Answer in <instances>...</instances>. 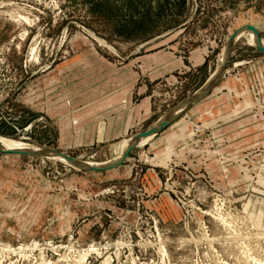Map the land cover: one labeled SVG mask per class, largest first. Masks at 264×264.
Returning a JSON list of instances; mask_svg holds the SVG:
<instances>
[{"label":"rangeland","instance_id":"1","mask_svg":"<svg viewBox=\"0 0 264 264\" xmlns=\"http://www.w3.org/2000/svg\"><path fill=\"white\" fill-rule=\"evenodd\" d=\"M243 26L264 40V0H0V137L104 163L192 97ZM139 53L173 70L150 83L154 116L63 149L75 137L54 111ZM160 133L105 172L0 154V264H264V55L240 36L215 86Z\"/></svg>","mask_w":264,"mask_h":264},{"label":"crops","instance_id":"2","mask_svg":"<svg viewBox=\"0 0 264 264\" xmlns=\"http://www.w3.org/2000/svg\"><path fill=\"white\" fill-rule=\"evenodd\" d=\"M158 56V53L133 54L128 58L129 64L122 68L102 65L99 70L91 71L92 77L100 79L99 87L95 85L98 95L86 98L83 105H70L67 109L54 111L52 115L65 137H75L63 144L62 148H90L115 143L134 133L153 117L148 96L150 83L173 72L172 69L159 71L154 67L152 61ZM163 56L172 58L170 54ZM198 56L195 62L199 67L205 63V59ZM174 127L175 124L170 128Z\"/></svg>","mask_w":264,"mask_h":264},{"label":"water","instance_id":"3","mask_svg":"<svg viewBox=\"0 0 264 264\" xmlns=\"http://www.w3.org/2000/svg\"><path fill=\"white\" fill-rule=\"evenodd\" d=\"M243 31L252 32L254 34L255 36L254 48L257 52L264 55V46L262 45V39L256 28H254L253 26H243L238 30H236L227 41L226 57L224 63L221 66V69L217 71L214 75L210 76L209 79L202 85V87L196 93H194L192 97L187 99L184 103H182L177 108L172 110L166 116L162 117L152 128L132 137L129 146L125 150L122 158L118 163L106 167L88 166L85 164L84 161L75 159L73 157L67 156L57 151L47 150V149H40V151H29V150L11 151V150L0 149V154L17 155V156H37V157H50L54 155L67 161L71 165L76 166L77 168H79V170L90 171V172H105L118 168L125 162V160L128 158L130 153L142 143L143 140L152 138L156 134L160 133L165 127H167L172 122H174L178 117H180L186 110H188L193 104H195L199 99H201L209 90H211L215 86L218 80L224 75V72L232 55V49L234 47V44L240 38L241 36L240 33Z\"/></svg>","mask_w":264,"mask_h":264},{"label":"bare ground","instance_id":"4","mask_svg":"<svg viewBox=\"0 0 264 264\" xmlns=\"http://www.w3.org/2000/svg\"><path fill=\"white\" fill-rule=\"evenodd\" d=\"M16 14V13H15ZM19 14V13H18ZM20 17V15H18ZM17 17V15H16ZM23 18V17H22ZM13 19V18H11ZM16 19V18H15ZM24 19H27V17H24ZM14 20V19H13ZM21 20V19H20ZM18 20V21H20ZM23 20V19H22ZM21 20V21H22ZM15 21V20H14ZM17 21V19H16ZM17 21V22H18ZM28 25H30V22L29 21H26ZM19 24V22H18ZM25 25V24H24ZM25 33V32H24ZM241 36L245 37L246 40L248 41L249 45H251L252 47H254V43H255V36L252 32H248V31H243L240 33ZM24 36V35H23ZM23 38V37H22ZM262 45L264 46V40H262ZM222 57V58H221ZM221 59L219 60V64H218V68H217V71H219L221 69V66L222 64L224 63L225 61V57H226V49L224 50L223 52V55H221ZM216 71V72H217ZM150 138L146 139V140H143L142 144H144L145 142L149 141ZM131 142V139L129 140H126V141H123L117 148L116 150V154L113 158H111L110 160L104 162V163H94V162H85L86 165L88 166H98V167H106V166H110V165H113V164H116L120 161V159L122 158L125 150L127 149V147L129 146V143ZM0 149L2 150H11V151H18V150H29V151H40L39 148H36V147H33V146H30L28 144H25V143H21V142H17V141H12V140H8V139H5V138H1L0 137ZM48 159H55L57 161H60V162H63L69 166H71L72 168H75V169H78L76 166L74 165H71L70 163H68L67 161L57 157V156H50V157H47ZM91 248V247H90ZM159 248V247H158ZM92 249V248H91ZM90 249V250H91ZM94 249V248H93ZM159 250V249H158ZM161 252V251H160ZM14 253V252H13ZM88 254V253H87ZM84 256V255H83Z\"/></svg>","mask_w":264,"mask_h":264}]
</instances>
